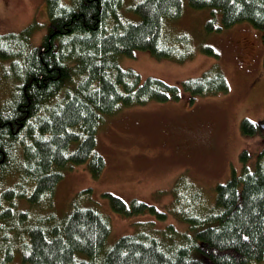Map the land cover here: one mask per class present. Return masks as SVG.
<instances>
[{"label":"trees","instance_id":"trees-1","mask_svg":"<svg viewBox=\"0 0 264 264\" xmlns=\"http://www.w3.org/2000/svg\"><path fill=\"white\" fill-rule=\"evenodd\" d=\"M185 1L192 9L220 14V24L209 19L208 29L247 21L261 31L264 44V0ZM183 4L45 0L43 50L31 42L34 23L0 33L1 83L7 87L0 92V264H257L264 259V146L254 159L243 150L240 169L214 185L210 200L198 186L173 188L170 211L186 222L183 231L172 225L158 231L143 221L142 229L107 243L110 220L96 204L86 203L92 201L90 187L72 197L61 217L51 210L64 169L84 163L92 177L103 170L105 160L95 145L106 116L126 106L176 100L182 91L193 98L228 90L216 64L180 84L141 77L120 64L135 49L157 59L190 54L186 34L164 31L165 22L181 15ZM202 50L214 53L210 46ZM259 125L244 117L240 132L264 138ZM102 194L122 216H166L137 198Z\"/></svg>","mask_w":264,"mask_h":264},{"label":"rangeland","instance_id":"rangeland-1","mask_svg":"<svg viewBox=\"0 0 264 264\" xmlns=\"http://www.w3.org/2000/svg\"><path fill=\"white\" fill-rule=\"evenodd\" d=\"M209 19L213 25L220 24L217 11L192 9L184 0L181 15L165 22L164 31L169 36L186 34L190 54L181 60L157 59L147 50L135 49L132 56H123L119 62L141 77L151 75L172 84L200 75L216 64L228 90L193 98L182 91L176 100L126 106L106 116L97 130L95 145L104 157V168L97 177L89 174L84 163L63 170L51 198V210L57 217L70 210L71 199L79 190L90 187L92 201L86 203L96 204L110 220L107 243L142 229L143 221L158 231L167 225L183 231L186 222L170 211L175 203L173 188L178 183L198 186L203 198L210 200L214 185L225 181L232 169H240V153L246 150L254 159L264 146L260 134L245 136L239 126L244 117L264 121L261 31L247 21L208 29ZM31 23L35 24L31 35L35 43L48 23L45 0H0V33L18 31ZM203 46H210L214 53L205 52ZM1 76L0 92L7 89ZM103 192L126 201L137 198L166 216L158 219L151 212L122 216L110 208Z\"/></svg>","mask_w":264,"mask_h":264},{"label":"flooded vegetation","instance_id":"flooded-vegetation-1","mask_svg":"<svg viewBox=\"0 0 264 264\" xmlns=\"http://www.w3.org/2000/svg\"><path fill=\"white\" fill-rule=\"evenodd\" d=\"M47 32V28H46V26H45V28H44V30H43V32H41V35L39 36V38L35 41V43H34V45L35 46H38V47H40V49L41 50H43V47H44V44H43V37H45V35L47 34L46 33ZM46 33V34H45ZM258 123V125L260 124V123H262V124H260L261 125V127L262 128H264V121H261V122H257ZM259 125V126H260ZM257 264H264V259H262L261 261H259Z\"/></svg>","mask_w":264,"mask_h":264}]
</instances>
